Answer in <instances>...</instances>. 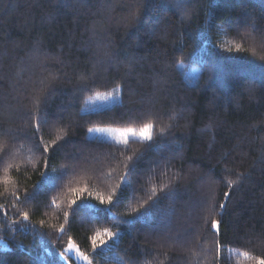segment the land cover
Instances as JSON below:
<instances>
[{
	"label": "trees",
	"instance_id": "trees-1",
	"mask_svg": "<svg viewBox=\"0 0 264 264\" xmlns=\"http://www.w3.org/2000/svg\"><path fill=\"white\" fill-rule=\"evenodd\" d=\"M72 248L264 260V0H0V264Z\"/></svg>",
	"mask_w": 264,
	"mask_h": 264
},
{
	"label": "rangeland",
	"instance_id": "rangeland-1",
	"mask_svg": "<svg viewBox=\"0 0 264 264\" xmlns=\"http://www.w3.org/2000/svg\"><path fill=\"white\" fill-rule=\"evenodd\" d=\"M198 74H199V70L197 68L196 70L193 68L187 72V78L189 81L194 82ZM109 101H110V98L108 97H99V98L94 99L91 102V104L99 105V104H105ZM109 129L121 130V131H117V132L107 131ZM101 130H105V131H101ZM124 130L125 129L97 128V129H94L93 131H90L89 135L91 138L105 139V140L116 141V142H124L125 140L129 141L131 139L147 140L140 134L141 131L133 130L132 132L125 133ZM147 135L151 137L152 129L147 130ZM68 254H70L79 264H100L102 261V259L96 255H93L90 257L84 256L75 248L70 249ZM85 257L87 259H85Z\"/></svg>",
	"mask_w": 264,
	"mask_h": 264
},
{
	"label": "snow or ice",
	"instance_id": "snow-or-ice-1",
	"mask_svg": "<svg viewBox=\"0 0 264 264\" xmlns=\"http://www.w3.org/2000/svg\"><path fill=\"white\" fill-rule=\"evenodd\" d=\"M151 127H152V125H150V124H149V125H146V126H145V129L142 130L141 133H140V134H141L145 139H147V140H150V139H151V137L147 135V130H148V129H151ZM89 131H93V130H92V129H89ZM101 131H105V130H101ZM107 131L117 132V131H121V130H111V129H109V130H107ZM132 131H133V130H131V129L124 130L125 133H127V132H132ZM122 134H123V133H122ZM133 134H135V133H133ZM124 142L127 143L126 140H125ZM101 202H102V203L105 202L103 198H101ZM107 202H108V203H111V202H112V196H109V197L107 198ZM73 203H74V202H73ZM24 218L27 219V214H26V213L24 214ZM214 226H215V225H214ZM109 235H111V234H109ZM93 239H94V243H95V238H93ZM85 259H87V258L85 257ZM258 264H264V260L259 261Z\"/></svg>",
	"mask_w": 264,
	"mask_h": 264
}]
</instances>
